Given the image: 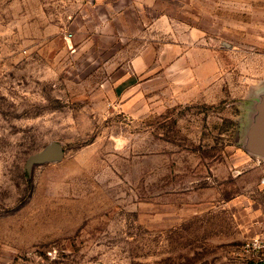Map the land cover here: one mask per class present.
I'll return each instance as SVG.
<instances>
[{"label":"rangeland","instance_id":"374dc122","mask_svg":"<svg viewBox=\"0 0 264 264\" xmlns=\"http://www.w3.org/2000/svg\"><path fill=\"white\" fill-rule=\"evenodd\" d=\"M263 98L264 0H0V264H258Z\"/></svg>","mask_w":264,"mask_h":264},{"label":"water","instance_id":"95a60500","mask_svg":"<svg viewBox=\"0 0 264 264\" xmlns=\"http://www.w3.org/2000/svg\"><path fill=\"white\" fill-rule=\"evenodd\" d=\"M259 115L248 131L247 148L250 153L264 158V98L258 105ZM65 156L62 145L52 142L44 150L31 155L25 163V173H30L35 165L60 163Z\"/></svg>","mask_w":264,"mask_h":264},{"label":"built area","instance_id":"2783aa9c","mask_svg":"<svg viewBox=\"0 0 264 264\" xmlns=\"http://www.w3.org/2000/svg\"><path fill=\"white\" fill-rule=\"evenodd\" d=\"M264 185V176L261 179ZM246 251L256 259L258 264H264V239L254 238L245 243Z\"/></svg>","mask_w":264,"mask_h":264}]
</instances>
